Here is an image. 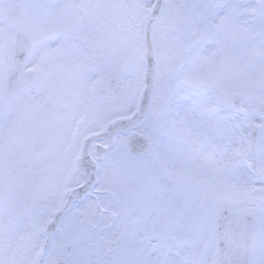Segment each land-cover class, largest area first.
Returning <instances> with one entry per match:
<instances>
[{"label":"snow or ice","instance_id":"snow-or-ice-1","mask_svg":"<svg viewBox=\"0 0 264 264\" xmlns=\"http://www.w3.org/2000/svg\"><path fill=\"white\" fill-rule=\"evenodd\" d=\"M0 264H264V0H0Z\"/></svg>","mask_w":264,"mask_h":264}]
</instances>
